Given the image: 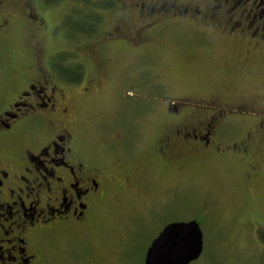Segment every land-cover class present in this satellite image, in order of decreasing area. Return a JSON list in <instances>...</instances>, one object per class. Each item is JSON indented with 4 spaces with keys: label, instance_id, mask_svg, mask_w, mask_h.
<instances>
[{
    "label": "rangeland",
    "instance_id": "374dc122",
    "mask_svg": "<svg viewBox=\"0 0 264 264\" xmlns=\"http://www.w3.org/2000/svg\"><path fill=\"white\" fill-rule=\"evenodd\" d=\"M113 1V8L101 11V28L92 37L70 38L63 28L74 3L8 0L4 9L12 25L0 39V101L15 96L6 79L38 75L35 47L50 63L66 57L64 67L79 68L81 76L77 84L64 81L72 106L65 124L75 123L78 148L104 172L105 194L90 226L49 243L56 264H145L161 231L188 221L203 235L195 264H264L258 235L264 232V140L253 175L240 160L190 152L174 136L166 156H158L167 133L182 124H206L218 112L225 115L216 120L221 140L230 144L264 123V43L231 31L245 27L244 6L226 0ZM32 6L43 29L26 19ZM35 135L19 134L16 146Z\"/></svg>",
    "mask_w": 264,
    "mask_h": 264
},
{
    "label": "flooded vegetation",
    "instance_id": "af4514ba",
    "mask_svg": "<svg viewBox=\"0 0 264 264\" xmlns=\"http://www.w3.org/2000/svg\"><path fill=\"white\" fill-rule=\"evenodd\" d=\"M226 2L235 8L244 6L245 27H231V31L243 33L245 41H250L249 35L264 43V0ZM7 5L8 0H0V39L3 29L12 25L4 10ZM26 19L43 29V19L33 6ZM33 55L38 75L22 81L6 79L4 85L15 96L0 101V264H56L49 243L69 229L89 227L92 211L105 194L103 170L93 156L78 148L80 132L75 123L65 124L72 107L63 87L66 83L57 77L41 46L35 47ZM223 114L209 116L206 124L176 127L159 141L158 156H166L172 148L169 138L174 136L190 152L230 156L255 174L264 123L260 121L238 143L230 144L221 140L222 127L216 122ZM24 132L36 135L17 147V137Z\"/></svg>",
    "mask_w": 264,
    "mask_h": 264
},
{
    "label": "trees",
    "instance_id": "16d2710c",
    "mask_svg": "<svg viewBox=\"0 0 264 264\" xmlns=\"http://www.w3.org/2000/svg\"><path fill=\"white\" fill-rule=\"evenodd\" d=\"M62 2L75 4L74 8L71 9L70 13L65 16L62 22V26L70 38L79 36L92 37L98 34L104 19L100 14L101 11H108L116 3L113 0H44L46 6H51V4L54 6ZM65 60L64 57L57 55L52 61L53 71L66 83L77 84L80 80L81 70L76 67H72L71 70L64 67ZM258 235L264 245V232H259Z\"/></svg>",
    "mask_w": 264,
    "mask_h": 264
},
{
    "label": "water",
    "instance_id": "95a60500",
    "mask_svg": "<svg viewBox=\"0 0 264 264\" xmlns=\"http://www.w3.org/2000/svg\"><path fill=\"white\" fill-rule=\"evenodd\" d=\"M203 253V235L195 221L168 224L151 245L145 264H192Z\"/></svg>",
    "mask_w": 264,
    "mask_h": 264
}]
</instances>
